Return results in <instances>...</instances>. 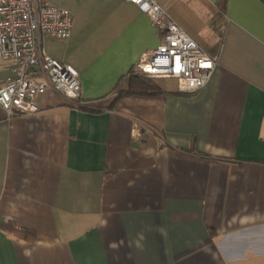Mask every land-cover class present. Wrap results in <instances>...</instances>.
<instances>
[{"label":"crops","instance_id":"obj_1","mask_svg":"<svg viewBox=\"0 0 264 264\" xmlns=\"http://www.w3.org/2000/svg\"><path fill=\"white\" fill-rule=\"evenodd\" d=\"M48 1L74 25L43 48L79 71L87 104L49 90L36 114L0 106V264H264V0H161L214 75L194 94L161 78L162 95L118 101L162 43L150 17ZM11 68L0 61V86Z\"/></svg>","mask_w":264,"mask_h":264},{"label":"built area","instance_id":"obj_2","mask_svg":"<svg viewBox=\"0 0 264 264\" xmlns=\"http://www.w3.org/2000/svg\"><path fill=\"white\" fill-rule=\"evenodd\" d=\"M125 1L148 15L162 37L161 45L146 52L132 72L151 80L174 79L182 93L204 89L217 67L208 52L170 16L161 0ZM73 25L72 13L48 0H0V61L11 63L13 74L0 86V106L9 118L39 113L37 101L49 90L76 106L87 104L79 71L43 48L46 39L70 38Z\"/></svg>","mask_w":264,"mask_h":264},{"label":"trees","instance_id":"obj_3","mask_svg":"<svg viewBox=\"0 0 264 264\" xmlns=\"http://www.w3.org/2000/svg\"><path fill=\"white\" fill-rule=\"evenodd\" d=\"M226 1L227 0H221V3H220L221 9L223 11L225 8ZM162 94H163V91L154 82V80H151L141 75H135L133 72H131L129 74L128 89L126 91H120L117 94L116 101H118L122 97H127V96L156 97ZM3 227L6 232L13 233L21 239H24L27 241H32L34 239V233L28 230H25V229H20L19 227L11 223H5Z\"/></svg>","mask_w":264,"mask_h":264},{"label":"rangeland","instance_id":"obj_4","mask_svg":"<svg viewBox=\"0 0 264 264\" xmlns=\"http://www.w3.org/2000/svg\"><path fill=\"white\" fill-rule=\"evenodd\" d=\"M134 74H135V73H134ZM135 75H137V74H135ZM118 93H119V92H118ZM118 93H117V94H118Z\"/></svg>","mask_w":264,"mask_h":264}]
</instances>
